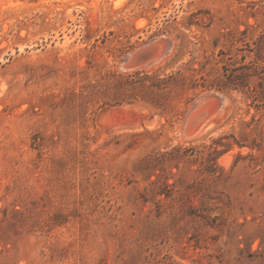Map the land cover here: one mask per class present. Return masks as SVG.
I'll use <instances>...</instances> for the list:
<instances>
[{
  "label": "rangeland",
  "instance_id": "rangeland-1",
  "mask_svg": "<svg viewBox=\"0 0 264 264\" xmlns=\"http://www.w3.org/2000/svg\"><path fill=\"white\" fill-rule=\"evenodd\" d=\"M0 264H264V0L0 3Z\"/></svg>",
  "mask_w": 264,
  "mask_h": 264
},
{
  "label": "bare ground",
  "instance_id": "bare-ground-1",
  "mask_svg": "<svg viewBox=\"0 0 264 264\" xmlns=\"http://www.w3.org/2000/svg\"><path fill=\"white\" fill-rule=\"evenodd\" d=\"M5 1L6 0H0V3L3 4V3H5ZM45 1H48V0H45ZM58 1H62V0H58ZM159 41H160V39H154L153 42H151L148 45H145V47H147L149 45L155 44V45H153V48L155 51L152 54L151 58L146 62L147 64L144 67L152 65L153 63H156L157 61H159L162 58L163 54L159 53V50L157 49L158 48L157 44ZM138 50H139V48L134 50V51L137 52ZM138 53L139 52H137V54ZM122 68L125 69L124 66H122ZM209 100H210V102H209ZM209 100L206 99L205 97H203L197 102L196 106L194 107L193 114L190 116L189 120L186 123L185 131H184L185 136L189 137V136L194 135L206 123L210 122L213 119L214 120L217 119L216 117L219 116L220 113L222 114L221 111L223 109L224 102L222 100H220V106L217 108L216 100L215 99H209Z\"/></svg>",
  "mask_w": 264,
  "mask_h": 264
},
{
  "label": "water",
  "instance_id": "water-1",
  "mask_svg": "<svg viewBox=\"0 0 264 264\" xmlns=\"http://www.w3.org/2000/svg\"><path fill=\"white\" fill-rule=\"evenodd\" d=\"M153 41H154V39L145 45H148ZM145 45H143L142 47L139 48V50L137 51V52H139L138 54H137V52L133 51V52H130L124 58V60L122 62V66H124L125 70H132V69H136V68H141L147 64L146 62L151 58L152 54L155 51L153 48V45H155V44L149 45L147 47H145ZM205 98L208 100L209 99H215L217 102V108L220 106V98L218 96L208 95V96H205ZM209 102H210V100H209Z\"/></svg>",
  "mask_w": 264,
  "mask_h": 264
},
{
  "label": "trees",
  "instance_id": "trees-1",
  "mask_svg": "<svg viewBox=\"0 0 264 264\" xmlns=\"http://www.w3.org/2000/svg\"><path fill=\"white\" fill-rule=\"evenodd\" d=\"M169 78H172V75L171 76H169ZM234 83H229V85H227V87H230V86H235V85H233ZM237 85H240L241 83L240 82H238V83H236ZM235 88V87H234Z\"/></svg>",
  "mask_w": 264,
  "mask_h": 264
}]
</instances>
